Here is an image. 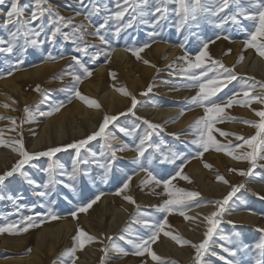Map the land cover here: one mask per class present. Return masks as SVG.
Segmentation results:
<instances>
[{"label":"rangeland","instance_id":"rangeland-1","mask_svg":"<svg viewBox=\"0 0 264 264\" xmlns=\"http://www.w3.org/2000/svg\"><path fill=\"white\" fill-rule=\"evenodd\" d=\"M256 2L264 3V0H256ZM21 3L26 8V15L30 14L27 10L30 8L32 0H21ZM49 3L64 17H74L75 24L81 22L88 24L89 21L85 20L87 12L90 11L93 6L99 8L100 11L91 16L92 27L88 28V32H93L96 26L103 23L105 17L109 14V10H114L116 8V0H85L84 7H81L77 3V0H49ZM120 3L123 4V0H120ZM155 3L156 0H149L148 5L144 6L141 4V0H130V4L136 7H129V11L125 14L124 21L121 23L126 22L132 16L139 17L141 11H150L155 7ZM201 3L210 11L201 13L197 21H190L182 28L177 27L179 18L174 12L177 5L171 3V0H168L166 4L168 9L167 18L155 29L150 24L141 23L138 18L136 22L133 23L132 27L123 29L120 35L116 37L113 35L116 25L114 22H109L110 27L106 32L107 44L101 43L97 38L91 35L86 36L83 42L77 41L76 43L70 41L66 42L60 36H57L54 43L45 41L39 47L29 45L26 46L25 50L21 51L20 45H23V39L21 38L12 54L0 53V89H2V82L7 79L17 76V81L23 82L25 80L23 88V90H25L24 100L17 95L13 96L11 93L14 103L4 104L7 105V107L2 106L3 110L0 111V129L4 133V143H2L0 148V151L3 152L0 155V162L11 160L6 163L8 168H3L0 175H4L6 172L10 171L13 166L22 159L19 152L13 150L14 148H19L21 144L24 150L29 154L45 152L56 147L61 148V151L56 152L51 157L41 156L24 165L22 172L26 175H21L20 172H17L12 176H6L4 181L0 182V227L15 225L12 231L0 232V240L9 239V242H12L11 240L20 238V245L24 246L23 249L16 251L1 246L0 260L13 255L29 257L35 254V256L39 257L41 264H71L66 253L68 249L74 246L73 237L77 235V230L82 229L95 239L92 241L84 240L82 248L77 246L75 264H84L86 261L90 264H148L147 262L150 260L157 263L147 252H145L144 255H136L137 249L134 247V244L139 243L142 239H147L152 233V230L145 225L143 228L144 230H142V227H139L140 220L152 224L164 221L165 217V226L151 246L161 241L162 234L164 237H167V239H172V236H178L182 238V240L197 244L195 240L183 238L177 223L179 219L184 218V216L187 217L186 219H189V213L193 207L209 204L210 200H208L205 195L199 193L197 187H192V179L189 178L190 185L180 183L184 180L182 177H187L186 167H188L190 163L191 165L195 163L210 169L212 167L211 163L216 160L217 156H221L224 160L228 159V157L233 158V156L241 157L243 154L237 153V151L242 147H248L247 153L252 152L253 148L245 143L244 140L237 139L238 136L246 139L257 136V140L253 142L257 147V155H264V151L261 150L262 146L260 145V141L264 139V135H258L260 130L246 123V121L260 123V118L256 115L245 114V110L254 108L255 105L257 109H261L260 111L264 109V103H260L258 99H255L256 97L264 98V79L247 69L245 73L238 72L236 66L243 61L242 57L237 58V61L234 63H229L227 61L229 50L231 49L230 46L234 43V40L241 41V46L246 45V41L250 39L249 33L255 31V24L258 23V21L254 22L243 15H237V22L234 23L231 19H228L226 23L221 25V20L223 18L235 15L238 11L246 10L249 13L253 12V0H229L228 7L215 16L211 15V10H215L218 6L217 0H201ZM6 9L7 3L0 5V13L3 12L4 14ZM77 12H79L80 15H76ZM3 14H0V17H2ZM145 19H152V17H145ZM44 23L46 25L45 31L50 32L51 25H48L47 17L44 18ZM69 30L68 28L63 29V31ZM8 31V29L0 27V38L7 40L9 38ZM151 32L156 33L154 37L149 36ZM261 39L264 38L258 37V42ZM153 41L168 44V50L177 49L178 56L170 59L168 53L165 52L158 58L159 60L153 62L151 59H147L148 47L139 52V58H136L137 56L131 51L132 49L141 48L145 43L150 44ZM205 42H208V46L210 45V51H208V56L202 58V68H191L190 64L197 62L194 61L196 55H198L201 50H205L203 48ZM219 42L224 44V48L216 55L212 52L214 48L211 47H216ZM85 43L88 45L87 55L76 50L78 45L79 47H84ZM181 45L183 47H181ZM5 46L6 45H2L1 47ZM117 47L127 50L129 54L133 55V66L127 69L124 74H115L114 69L108 67L112 54ZM252 50L255 56L258 55L261 59L264 58V56L259 54L256 48ZM97 52L100 54L96 58H93V54ZM49 54L53 57L63 56L64 58L49 60ZM72 56H77L80 59L81 63L91 72V76H87L83 72V69L72 61ZM185 56L187 59H180V57ZM213 60L220 61L225 68L233 69L236 78L228 81L224 75L216 76L217 72L222 74L224 69L219 68V65H213ZM145 61L149 63L146 64ZM42 65L50 66L51 70L48 71L49 75L43 80H32L31 75L22 77L24 73L31 71L33 67ZM104 65L108 67L102 74L104 75L105 73L107 77V88L111 87L116 90L123 88L129 93L130 86L128 81L130 78H137L136 80L141 82V85L138 83L136 84L135 89L137 90L130 91L132 97L134 96L136 101L138 100L136 107L131 112L128 111L132 108L131 95L125 96L119 91L129 102L127 101L125 102L126 104L128 103L127 105L123 103L121 106L123 110L121 113H124V115H120V113L117 115L118 119L110 121L109 125L106 127V134L115 136V140L111 141L113 147L116 148L122 144H128L134 149L147 128V125L143 123L144 119L161 126L153 131L150 140L147 142V144H151L153 147L147 148L139 165L133 163V159L137 156L134 150L117 152L116 158L113 159L110 151L106 147L103 136L97 137L89 141L83 147H80L79 156L77 157V149L67 147V145L81 141V139H79L81 131L79 133L78 129L72 130L77 126L72 120H65L64 135L61 139L56 138L57 141L55 143L41 141V143L38 142L36 144L35 140H37L36 138L38 136L27 130L29 122L34 123V125L46 123L52 118H57L62 112H67L65 113V115H67V110H73L77 104L85 103L73 95V91L70 90L73 89V87L78 89L83 96L96 101L97 99L92 98L93 96L87 93L85 89L86 85L90 82H95L98 76H100L97 69ZM255 69H261V63L259 61L256 62ZM201 71L207 72L208 77L215 76L216 82L221 85L216 95L212 97L213 100H216L224 106V112L215 117L216 122L212 126V136L214 140L218 144L226 146L221 150H217L214 146H210L207 151H204L199 145L192 144L191 141L199 138L198 130L192 126L189 127V129L185 128L180 130L181 132L178 131L173 133L168 130L169 122L172 120V117L168 116L169 118H164L167 119L166 121L163 119L162 121L158 120L153 122L151 121V117L148 118L146 117L147 114L144 115L141 113L143 109H161L167 107H184L188 109L191 103L189 94L194 91L197 94L199 92V83L201 82L193 81L189 79V77L194 74L199 76ZM113 73L114 75H112ZM74 75H80L82 77L79 84L73 79ZM138 78L141 79L139 80ZM202 79L207 83L206 79ZM43 81H45V84ZM118 83L121 84L120 87ZM36 86H39V91L36 90ZM149 86H151V88H149ZM163 88L171 90L173 97H166L167 95L161 92ZM159 90H161L160 93ZM182 92H186V94L180 95ZM245 92L248 93V97L244 96ZM142 93L144 94L142 95ZM177 93L180 96L176 95ZM137 95L139 98H137ZM31 96H34V99ZM229 96L234 97V102L231 106H226ZM70 97L71 100H69ZM245 99L250 100L247 106L235 103V100ZM195 106L196 108L193 110L191 109L190 112L201 110L202 113L199 117L204 116V107ZM57 107H59V110L55 111L54 109ZM41 113L51 114L41 115ZM133 113L135 114L133 115ZM9 118H15V123ZM99 125L100 123L96 125L93 131L89 130V134L97 132L99 130ZM120 128L127 129L130 135H125L123 132H120ZM222 132L234 135H221ZM82 134H84V132H82ZM70 136L73 138L71 139ZM16 141H20L21 144H17ZM157 144L161 146L160 152L155 150L154 145ZM173 152L178 154L174 159L171 157V153ZM200 152L203 154L198 155ZM93 153L95 154L94 156L92 155ZM161 153L169 155L173 162L163 161ZM228 153H231V155ZM74 158L78 160L75 173H73L72 163ZM233 160L237 163L240 161L248 163L246 171L251 167L249 161L246 159ZM50 163L62 167H54L53 176L55 183L47 190V196L39 197L36 195V192L43 189H38L33 184L30 185L26 177L30 176L29 178L35 181L36 184L42 185L48 179L46 169ZM101 165H104V167H101ZM260 165H264V160H257V167L253 169L252 173L244 176L242 180L234 184H243L244 187L236 191L231 199L228 200L227 204L222 205L224 212L221 216L213 217V220L218 219L220 223L217 224L213 234L208 238L207 247L211 250L212 247L217 246L218 248L214 247L213 250L218 252L219 256H210L208 263L212 261L217 264H225V261L232 260L235 264H255L257 258H262L259 257L257 250H255L253 246L264 236V232L259 231L264 228H258L253 224L251 226H243L238 223L233 224L229 223L227 220V213L235 208L242 212L253 214L257 224L261 222L264 223V199H260V195H256L258 193L249 185V182L253 178L264 183V167ZM141 167L148 169L157 179L175 177L171 179L169 185V190L174 193L173 197L167 195L168 190H166L163 185H160L162 191L159 192V189H157L158 186L154 181L150 183L156 187L152 196L158 199L161 205L166 199L180 198L184 201L186 206L182 208H173L171 211L163 213L155 211L154 209H156L157 206L151 205L153 210L142 211V214L139 213L136 217L135 215L133 216V211L129 215V218L123 223L122 231H120L119 234L115 233L114 237L112 236L110 239L105 240V237L103 242L98 246V238L80 222L81 217L90 214V208L87 212L77 211L76 218H73L70 213L76 211L80 206L87 204L89 201L94 200L97 196H99V199L96 200V202H100L104 195L118 194L123 184L128 180L124 182L126 173L129 171L135 172ZM178 170L180 171V176H175ZM228 171L230 174H228L227 177L237 175L235 171ZM146 177L149 176L144 172L142 178L145 180L143 184L140 185V189L145 186ZM177 189H182L183 191L177 192ZM231 190L232 187L225 194L219 196L217 201H223ZM139 192H141V190ZM139 192H137L138 197L141 196ZM189 192H195L199 195L189 198L187 196ZM220 207L221 205H217L215 210L218 211ZM49 208H51L59 218L52 219L48 217ZM141 210L142 209L139 208L138 212ZM181 212H183V214H181ZM83 213H85V215H83ZM37 214L40 215L37 216ZM26 216H32L37 226L28 227L29 222L23 220V217ZM67 219L74 220L77 223L74 229L66 230L61 228L60 233L55 234V236L47 233L48 229L64 223ZM209 227H211V225H209L206 220L201 225L197 223L193 229L197 228L195 232L201 233L204 240L205 233ZM24 228H27V230H20ZM165 232L169 233V235H165ZM41 233L46 234V240L39 244L38 240L41 238V236H39ZM224 236L229 239H222L221 237ZM174 241L177 242L176 240ZM114 242H116V245L120 248L121 253H115L116 249L113 247ZM178 244L184 256H188L189 254L192 255L194 250V255L191 257V260L184 263L193 264L196 250L193 249L190 244ZM38 245L40 246L37 248ZM245 245L249 247L246 249ZM91 246L100 248L99 253H96L93 259H91V257L87 260L85 258L83 259L82 255L84 251ZM224 248L235 250L236 255L230 256L223 250ZM151 251L155 252L157 256L169 263H171L173 259L178 258L176 256L174 258H164V256L158 255L156 251L152 249ZM208 252L209 251L203 253L202 259L209 254ZM220 257H224V259L221 260Z\"/></svg>","mask_w":264,"mask_h":264},{"label":"snow or ice","instance_id":"snow-or-ice-1","mask_svg":"<svg viewBox=\"0 0 264 264\" xmlns=\"http://www.w3.org/2000/svg\"><path fill=\"white\" fill-rule=\"evenodd\" d=\"M149 0H141V4L144 6L148 5ZM7 3V9L2 17H0V27L8 29V39L5 40L3 38H0V45H6L5 47H0V53H7L12 54L14 49L18 45V41L22 38L23 39V45H20V50H25L26 46H34L39 47L42 45L45 41L54 43L56 41L57 36H60L64 41L73 42L76 43L77 41L83 42L85 40V37L88 35H91L95 38H97L101 43L107 44L108 41L106 39V32L110 27L109 22L115 23V30L113 32V35L118 37L123 29H127L129 27H132L133 23L136 22V20L139 18L140 22L143 24H150L154 29L161 24L163 20L167 18L168 9L166 7V4L168 3V0H156L155 7L151 9L150 11H141L139 13V17L132 16L130 17L126 22L121 23L124 21L125 14L128 13L129 7L135 8L136 6L130 4V0H123V4L120 3V0H116V8L114 10H109V14L105 17L103 23H100L98 26L95 27V30L93 32H88V28L92 27L91 25V16L94 13H98L100 11L99 8H96L93 6L90 11L87 12L85 15V20L89 21L88 24H85L83 22L79 24L74 23V17H64L61 15L58 11H56L51 4L49 3V0H32V4L30 8L27 10L30 14L26 15V8L21 3V0H0V5H4ZM77 3L81 6H85V0H77ZM171 3L177 5V7L174 9L175 15L179 18L177 22V27L182 28L186 26L190 21L195 22L198 20L201 13L210 11L209 9L205 8L201 0H171ZM218 6L215 8V10H211V15L215 16L218 15L220 12H223L224 9H226L229 5V0H217ZM252 7L254 9L253 12L249 13L246 10L238 11L237 14L232 15L230 17L223 18L221 20V25L223 23H226L228 19H231L234 23L237 22V15H243L247 19L258 21V23L255 24V31H252L249 33L250 39L246 41V47H253L257 48L259 54L261 56H264V39L259 40L258 37L264 38V3H257L256 0H253ZM76 15H80L79 12L76 13ZM48 18V25H51L50 32H46L45 28L46 25L44 23V18ZM145 17H152V19H145ZM220 26V25H217ZM64 28L70 29L69 31H63ZM15 29V30H12ZM155 32L149 33V36H155ZM227 38V37H226ZM150 47V44L145 43L141 48L138 49H132L134 55L139 58V52L143 51L144 48ZM181 47H183L181 45ZM208 47V42H205L203 45V48L206 49ZM78 52H82L85 55L88 54V45L85 43L84 47L77 46L76 49ZM230 51V50H229ZM100 53H94L93 58H96ZM208 56V53L206 51L201 50L198 55H196L195 60L196 63H191L190 67L195 69H201L202 68V58ZM64 57H53L51 54H49L48 59L49 60H56V59H63ZM72 61L79 65L81 69H83V72L87 76H91V72L87 67H85L80 59L77 56L71 57ZM180 59H187V57H180ZM145 63H149L148 61H145ZM213 65H219V68H223L224 72L221 74L219 72L216 73V76L224 75V77L231 81L236 78L234 75L233 69L225 68V66L220 61H212ZM11 74V73H9ZM114 75V74H113ZM206 79L207 83L204 82L202 79ZM73 79L77 84H79L82 80V77L80 75H74ZM189 79L193 81H201L199 83V92L197 95L193 96L191 98V103L196 104L198 106L204 107L205 115L202 117H199L192 127L198 130L199 138L194 139L191 141L194 145H199L201 149L204 151H207L210 146H214L217 150H221L225 148V145L218 144L213 136V124L216 122L215 117L219 116L221 113L224 112V106H222L221 103H218L216 100H213L212 97L216 95V92L220 89L221 85L216 82V77H208L207 72L201 71L200 75H192L189 77ZM212 86V87H210ZM151 88V86H149ZM37 91H39V86H37ZM73 91V95L80 99L81 101L85 102L89 107H97L99 108L100 105L97 101L87 98L83 96L78 89L73 87V89H70ZM122 94L124 95H131L128 93L125 89L121 88L118 89ZM144 93H142L143 95ZM245 97H248V93H244ZM255 99H258L260 103H264V98L256 97ZM71 100V97L69 98ZM206 102V103H205ZM234 102V97L229 96L227 98V104L226 106H231ZM250 100H235V103L247 106L249 104ZM137 105V101L135 97H132V108H130L128 111L131 112ZM4 107H7V105H4ZM55 111L59 110V107L54 109ZM27 111V109H26ZM51 113H41V115H50ZM135 113H133L134 115ZM183 113H181L182 115ZM120 115H124V113H121ZM255 115L260 118V123H256L255 121H246V123L250 124L251 126L259 129L258 135H264V111H255ZM15 123V118H9ZM117 116H109L105 115L103 118V122L99 126V130L97 132H94L93 134L89 135L86 139L81 140L79 142H74L73 144L67 145L68 148H76L77 149V157L79 156V150L80 147H83L86 145L89 141L96 139L97 137H104V140L106 142V147L110 151L111 157L113 159L116 158L117 152L125 151V150H134L137 153V156L133 159V163L139 165L141 163V158L144 157L145 152L147 151L148 147H153L151 144H147V142L150 140V137L153 134V131H155L157 128H160V125L153 124L150 121L144 119L143 123L147 125V128L144 131L143 136L140 138L139 143L135 145V148L133 149L131 145L128 144H122L119 147L114 148L111 141L115 140V136L111 134H106L105 130L106 127L109 125L110 121L117 120ZM152 130V131H149ZM120 132H123L125 135H130L129 131L125 128H120ZM175 135V134H174ZM221 135H234L230 133H224L222 132ZM237 139L244 140L245 143H247L250 147L253 148V151L250 153H247L243 157H236L233 156V159H246L249 161L251 167L248 168L247 171L244 170H236V169H230V171H237L239 175L246 176L250 175L255 167H257V160H264V155H257V147L253 144L254 141L257 140V136H252L250 138H244V137H237ZM4 143L3 140H0V144ZM17 144H21L20 141H16ZM147 144V147H146ZM79 145V147H78ZM261 150L264 151V139L260 141ZM155 150L157 152L161 151V146L159 144L154 145ZM14 151L19 152V155L22 159H20L13 168L6 172L4 175H0V182H3L6 176H12L14 173L20 172L21 175H26L22 172V169L24 165L28 164L31 160L36 159L41 156H49L51 157L56 152L61 151V148H51L48 151L45 152H39L34 154H29L26 150H24L23 145L19 148H14ZM163 156V161L173 162L172 159H170L169 155L161 153ZM203 153L200 152L198 155H202ZM231 155V153H228ZM95 155L94 153L92 154ZM178 154L171 153V157L174 159ZM162 161V162H163ZM86 162V161H85ZM73 173L76 172V165L78 163L77 159H73ZM261 167H264V165H260ZM54 167H62L59 165H54L50 163L46 169L48 173V179L45 183L42 185L36 184L35 181L28 179V183L35 185L38 189H43L36 192V195L39 197H45L48 195V189L50 186H52L55 183L54 176H53V169ZM101 167H104V165H101ZM140 171H144L147 173V175L151 178L154 183L159 186L163 185L164 188L167 191V195L169 197H173L174 193L169 190V185L171 179H174L175 177H170L169 179H157L151 172L148 171V169L141 167ZM175 176H180V171L178 170L175 173ZM183 179H188V177L184 176ZM128 179L130 180L131 177L129 176ZM217 179L219 181H223L224 183H228L227 180L224 179L223 176H217ZM143 183V182H142ZM243 184L234 185L232 186V190L228 193L227 197L224 198L223 201H216L215 203L217 205H221V207L218 209V211L212 212L210 215L206 217L207 223L211 225V227L208 228L207 232L205 233V239L199 243L195 244L187 240H182V238L178 236H172L173 240H176L177 243L181 244H190L193 249H195V256L193 260V264H205V261L202 259L203 253L209 251L207 245H208V238L213 234L217 224L220 223V221L213 220V217H219L224 212V208L222 205H225L228 203V200L231 199V197L235 194L236 191H238L240 188H243ZM123 188H128V183L125 182L123 184ZM182 189H177V192H182ZM199 195L195 192H189L187 193V196L189 198L195 197ZM259 196V194H256ZM127 201L131 203H135L133 197L131 196H125L124 197ZM260 199H264V196H260ZM99 199V196H97L94 200L89 201L87 204H84L80 206L76 211H73L70 213L73 218H76L77 211L78 212H87L89 208L92 207V204L96 202V200ZM185 203L180 198H170L164 200L163 204L158 206V211L167 213L171 211L173 208H182L185 207ZM183 214V212H181ZM40 214H37L39 216ZM48 217H51L52 219L59 218L56 213L53 212L51 208L48 209ZM187 218V217H186ZM24 221H28V227L37 226L34 222V218L32 216H26L23 217ZM166 222V217L164 221H160L157 223L149 224L147 221H145V226L150 228L152 230L151 235L147 239H142L139 243H135L134 247L137 249L136 255H144L145 252L149 253L152 258L157 261V264H169L168 261H165L161 259L159 256L156 255L155 252L151 251V244L156 241L160 231L164 228ZM229 223H232L231 221ZM15 228V225H6L0 227V232L5 231H12ZM21 231H26L27 228L20 229ZM259 231L264 232V229H260ZM165 235H169V233L165 232ZM222 239L228 240L229 238L224 236L221 237ZM95 238L88 235L86 232H84L82 229L77 230V235L73 237L74 246L67 250L66 255L71 261V264H75V253L77 251V246L80 248L84 245V240L92 241ZM249 246L245 245V248L247 249ZM254 249L257 250L259 257L255 260V264H264V236L261 237L259 242L254 244ZM225 252H227L230 256H235L236 251L231 248H224ZM221 260L224 259V257H220ZM225 264H235L232 260L225 261Z\"/></svg>","mask_w":264,"mask_h":264},{"label":"bare ground","instance_id":"bare-ground-1","mask_svg":"<svg viewBox=\"0 0 264 264\" xmlns=\"http://www.w3.org/2000/svg\"><path fill=\"white\" fill-rule=\"evenodd\" d=\"M0 14L2 15L3 12ZM241 44H242L241 41L234 40V43L230 46L231 49L229 51V57L227 58V61L229 63H234L235 61H237V58L242 57L243 61L239 65L236 66V68H237L236 70L240 73H245V70L247 69L250 72L256 73V75H258V77H262L264 79V58L261 59L258 55L255 56L252 52L253 47H246V45L241 46ZM1 46L2 45H0V47ZM167 46H168V44L159 43L157 41L151 42L150 47L147 48V54H148L147 59L149 58L153 62L157 61V60H159L158 58H160V56H162L165 52L168 53L170 59L176 58L178 56L177 55L178 50L175 48L173 50H168ZM211 48H214L212 50V52H214L216 55H218L221 52V50L224 48V44L219 42V44L216 47H211ZM204 51H206L208 53V51H210V45ZM145 54H146V52H145ZM132 57H133V55L129 54V52L127 50H124V49L117 47V48H115V51L112 54L110 64L108 65V67L111 69H114L115 74H118V73L124 74L127 71V69H129L130 67L133 66V58ZM194 61H196V60H194ZM257 61H259L261 63V69H259V70L255 69V65H256ZM54 66H53V68H54ZM108 67H105V65H104V66L100 67L99 69H97V72L100 74V76H98L97 79L95 78L96 79L95 82H93V83L90 82L88 85H86V89H85V91L87 93H89L91 96H93L92 98L97 99L96 101L99 103L100 107L99 108L89 107L86 103H81V104H77L73 110H71V111L67 110L68 111L67 115H65V113H67V112H62L57 118H52V119L48 120L46 123H43L40 125H34V123L29 122V125L27 126V130L30 133H35L38 136L36 138L37 140H35L36 144L38 142L41 143V141L55 143L57 141L56 138L61 139L64 135L63 131L65 130L64 125L66 123H64V122L67 119L69 121L72 120V122H74L77 125L72 130L78 129L79 133L81 131L80 136L79 135L78 136H79V139L84 140L89 135H91V134H89L90 131H93L95 129L96 125H98V123L101 124L103 122V118L106 114L109 116H117L123 111L121 106L123 103L128 101L127 98L124 97L118 90L111 88V87L110 88L106 87L107 77H106L105 73H104V75H102V74ZM32 69L29 72H26V73L23 72L24 74L22 73L23 74L22 77L26 76V75H31L32 80H36V81L38 80L39 81V80H43L45 77H47L49 75L48 71L50 70V66L48 67V66L42 65V66L33 67ZM16 78H17V76L10 78V79H7V80L2 82V89H0V104H1L0 111L3 110L2 106H4V104L14 103L13 97L11 96V93L13 94V96L17 95L18 97H21L22 100H24V91L25 90H23V88H24V83H25L24 81L25 80L23 82H21V81L19 82L16 80ZM136 79L130 78V80L128 81V84L130 86L129 89L131 92L133 90H137V89H135L137 83L141 85V82L140 81L138 82ZM117 80H118V78H117ZM44 82L45 81H43V83ZM126 82H125V84H126ZM143 84H145V83H143ZM120 85L121 84H119V87H120ZM34 86H35V84H34ZM130 91H129V93H130ZM160 91L161 90H159V93H160ZM30 92H29V94H30ZM161 92L163 94L167 95L166 97H168V98L173 97V93L171 92V90L163 88ZM130 94H131V96L130 95L129 96L131 99L132 93H130ZM184 94H186V92H182L180 95H184ZM176 95H178V93ZM180 95H178V96H180ZM195 95H197L195 91L189 94L190 101H191V96L193 97ZM183 97H185V96H183ZM124 98H126V99H124ZM137 98H139L138 95H137ZM189 105L190 106L188 109H186L184 107H172V108L167 107V108H161V109H145L144 110L142 108L143 110H141V113L144 115L147 114L146 117H148V118L151 117V121H153V122L158 121V120L162 121L164 118H167L168 116L172 117V120L169 122L168 130L175 133V132H178V131L183 130L185 128L189 129V127H191L194 124V122L201 115V113H202L201 110L190 112L191 109L193 110L194 108H196V106H195L196 104L194 105L193 103H190ZM255 106H254V108L245 110V114H250V115L255 116V111L261 110V109H257ZM181 113H183V114L181 115ZM164 120L166 121L167 119H164ZM82 132H84V134H82ZM30 133H28V134H30ZM70 137H71V139L73 138L72 136H70ZM0 140L4 141V133L1 131V129H0ZM1 146H2V144H0V148H1ZM246 146H247V144H246ZM247 150H248V147H242L237 151V153H242L243 155H241V157H243L247 153ZM2 153L3 152L0 151V155ZM9 161H11V160H4V161H2V163L0 162V174L2 173V169L7 167L6 163ZM247 165H248V163H246V162H244V163L241 161L239 163L235 162L232 157H228V159L224 160L221 156H217L216 160H214L211 163L212 167L210 169L203 167L201 164H195V163H192V165L190 163V165H188V167H186L188 179H184L180 183H182L184 185H190L189 180L192 179V187L193 186L197 187L199 190V193L205 195L207 197V199L210 200V202H209V204H202V205H198L196 207H193L192 210H190L189 219H186L185 216L182 219H179V217H178L179 222L177 223V226L179 227L180 232H181L184 239L190 238V240L191 239L195 240L197 244L202 242L203 236H201V233H196L195 231L197 228H194L195 229L194 230L193 227L197 223H199L200 225L203 224L206 221V217L208 215H210L212 212L216 211L215 209L217 207V204L215 202L218 200L219 196L225 194L227 191H229L231 189L232 185H234L236 182L243 179L244 176L239 175L237 171H235V173H237V175H232L230 177H227V175L230 174L228 170L236 169V170L246 171V169L248 167ZM10 168H11V166H10ZM143 175H144V172L140 171V169L135 171V172H132V171L127 172L126 176L124 177L125 178L124 182L128 179L129 176L131 177L130 180L128 179L126 181L128 183V188L125 189L122 187L120 189L121 191L118 194L104 195L101 198L100 202H95L94 204H92V207L89 209L90 210L89 215H85V213H83V215H85V216L80 218V222L84 226H86L89 229V231L92 232V234H94L98 238V240H97L98 246L100 243L103 242L105 237H106L105 240H107V239H110V237H112V236L114 237L115 233L119 234V232L122 231V229H123V223L129 218V215L133 211H134L133 216L135 215V217L138 216L139 213L142 214V211L153 210L151 205H156L157 208L154 210L158 211V206H160L161 203L158 199H156L152 196V193L155 192V189H156L155 185L150 184L153 181L149 177H146L147 180H146L145 186L141 187V189L139 188L140 185L143 184L142 182H144V180H145L142 178ZM217 176H223L224 179L228 181V183H224L223 181H219L217 179ZM29 177H26V179L28 180ZM122 183H123V181H122ZM30 185H32V184H30ZM249 185L260 196H264V183L256 180V178H253L249 182ZM157 189H159L158 190L159 192L162 191V187L160 185L157 187ZM140 190H141V192H139ZM137 192H139V195H141V196L138 197ZM125 196L133 197L135 203H131V202L127 201L124 198ZM139 208H141L142 210L138 212ZM227 220L229 222L231 221L233 224L238 223V224H242L243 226H245V225L251 226L253 224V225H256L258 228L259 227L264 228V223H262V222L259 224L256 223V218L253 214L248 213V212H242L241 210H237L235 208L231 209L227 213ZM76 225H77V223L74 220L67 219V220H65L64 223H62L56 227L48 229L47 233L49 235L55 236V234L60 233L61 228H64L66 230L67 229L71 230V229H74ZM144 225H145L144 220H140L139 227L140 228L142 227V230H144L143 229ZM45 235L46 234H44V233H41L39 235V236H41L40 240H38L39 244L42 243L44 240H46ZM121 238H123V237H121ZM11 241L12 242H9V239L0 240V247L3 246L6 248L15 250V251L24 248V246L20 245V238L16 239V240H11ZM103 244H105V243H103ZM39 246L40 245H38L37 248ZM113 247L116 249L115 253H121V250L116 245V242L113 243ZM214 247L218 248L217 246H214ZM214 247H212V249L209 250V252H208L209 254L203 258L205 263L206 262L208 263L210 256L211 257L212 256L213 257L219 256L218 252H215L213 250ZM51 248H52V246H51ZM151 249L156 251L158 253V255L160 254V255L164 256V258H167V257H173L174 258L175 256L178 257L176 259H173L171 261V263H169V264L187 263L191 260V257L194 255V250H193L192 255L189 254L188 256H184V254L181 253V249L179 248V244L172 239H167V237H164L163 234L161 235V241L158 242L157 244L151 246ZM219 249H220V247H219ZM184 250H186V249H184ZM99 251H100V248H98L97 246L96 247L91 246L86 251H84V253L82 255L83 259L85 258L87 260L90 257H91V259H93L94 255L96 253H99ZM179 260H182V261H179ZM147 263L148 264H157L153 260H150ZM0 264H41V261H39V257L35 256V254H33L32 256H29V257L28 256L13 255V256H8V258H4V259L0 260ZM84 264H90V263L86 261ZM208 264H217V263H213L211 261Z\"/></svg>","mask_w":264,"mask_h":264}]
</instances>
